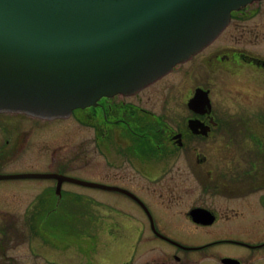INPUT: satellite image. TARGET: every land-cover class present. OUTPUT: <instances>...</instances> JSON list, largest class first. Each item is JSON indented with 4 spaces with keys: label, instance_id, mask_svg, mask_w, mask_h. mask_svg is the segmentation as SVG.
<instances>
[{
    "label": "flooded vegetation",
    "instance_id": "obj_1",
    "mask_svg": "<svg viewBox=\"0 0 264 264\" xmlns=\"http://www.w3.org/2000/svg\"><path fill=\"white\" fill-rule=\"evenodd\" d=\"M198 91L207 101H191ZM79 111L95 130L96 183L116 188H96L113 194L97 198L110 213L71 212L86 200L69 196L74 182L3 178L73 177L23 170L22 155L38 119ZM20 114L0 111V264H197L200 252L210 264H264V0L232 11L212 42L134 93L66 117ZM23 179L50 181L24 201Z\"/></svg>",
    "mask_w": 264,
    "mask_h": 264
},
{
    "label": "water",
    "instance_id": "obj_2",
    "mask_svg": "<svg viewBox=\"0 0 264 264\" xmlns=\"http://www.w3.org/2000/svg\"><path fill=\"white\" fill-rule=\"evenodd\" d=\"M253 1L0 0V111L59 118L134 93L212 42L231 12ZM202 100L198 91L191 101ZM12 177L116 189L57 173L3 176Z\"/></svg>",
    "mask_w": 264,
    "mask_h": 264
},
{
    "label": "rangeland",
    "instance_id": "obj_3",
    "mask_svg": "<svg viewBox=\"0 0 264 264\" xmlns=\"http://www.w3.org/2000/svg\"><path fill=\"white\" fill-rule=\"evenodd\" d=\"M173 79V75L170 78L168 77L167 83ZM161 99H163V96ZM161 99L158 96L152 95L150 101H162ZM80 113L83 116L84 113L79 111L76 114H73V116L56 119L53 122L38 119V129L35 136L37 143L34 146L33 153L31 152V149L24 151V154L22 155L24 161L22 162L23 170L59 172V168H65L67 174L72 175L73 177L75 175V178L97 182L98 169L95 130L92 123L86 124L78 118ZM6 116L8 117V115ZM17 116L30 115L22 113ZM49 123H53V125L49 126ZM26 164L27 167L25 168ZM46 181L50 180H21V196L24 201H29L31 197H35L36 193L34 192H36L37 188V192H41L44 189V187L41 188V186L47 184ZM67 187H69L68 189L71 192V195L69 196L74 197L81 193L86 199L85 201H81V205L73 204L71 206V212H76L77 208H81L82 211L84 210V212L87 213L99 211L110 213L112 211L111 206L108 205V203L103 201V205H100L97 200V198H101L100 196L107 197L110 200V198L113 197L111 192L101 191L83 185H67ZM38 195L41 194L39 193ZM44 195L50 196L48 193H45ZM84 202L85 205H83ZM25 207L26 204H23V209H25ZM68 207L69 206L65 204H62L61 206L57 205V211H69ZM203 241H206L205 237ZM205 254L206 252H200L196 256L199 261L197 264H210L209 262H213L208 256L204 257Z\"/></svg>",
    "mask_w": 264,
    "mask_h": 264
}]
</instances>
